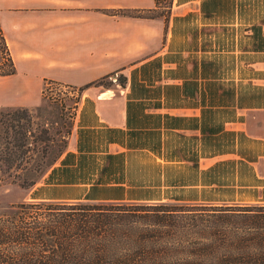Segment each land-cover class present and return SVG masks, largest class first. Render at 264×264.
Instances as JSON below:
<instances>
[{
  "label": "crops",
  "instance_id": "crops-1",
  "mask_svg": "<svg viewBox=\"0 0 264 264\" xmlns=\"http://www.w3.org/2000/svg\"><path fill=\"white\" fill-rule=\"evenodd\" d=\"M118 1L155 7V0ZM171 4L176 12L167 31L157 32L158 50L124 75V92L80 96L68 146L42 185L86 192L34 200L264 204V93L257 87H264V0ZM97 7H107L106 0L8 1L6 42L15 73L3 77L19 86L11 104L38 105L45 79L82 85L110 69V59L98 64L97 50L109 58L112 43L98 45L87 19ZM77 51L87 57L72 69ZM165 81L169 94L154 93ZM164 183L197 195L144 192ZM246 197L252 200L237 201Z\"/></svg>",
  "mask_w": 264,
  "mask_h": 264
},
{
  "label": "trees",
  "instance_id": "trees-1",
  "mask_svg": "<svg viewBox=\"0 0 264 264\" xmlns=\"http://www.w3.org/2000/svg\"><path fill=\"white\" fill-rule=\"evenodd\" d=\"M14 73L0 31V76ZM115 80L125 87L126 77ZM43 133L31 110H0V264H264L262 203L7 200V190H30L46 173L50 162L26 160Z\"/></svg>",
  "mask_w": 264,
  "mask_h": 264
},
{
  "label": "rangeland",
  "instance_id": "rangeland-1",
  "mask_svg": "<svg viewBox=\"0 0 264 264\" xmlns=\"http://www.w3.org/2000/svg\"><path fill=\"white\" fill-rule=\"evenodd\" d=\"M8 1L0 0V10L4 11V15L0 16V31L4 36L5 40L8 36ZM105 1V0H104ZM101 2V0H99ZM107 7L101 8L97 7L92 10L90 18L91 24H95L96 33L94 39H96L98 45L103 42H111V54L108 58L101 49L97 50V61L100 64L101 61L105 59H110L106 63L110 66L102 77H95L89 82L82 85H76L70 82L63 83L58 79H45L41 87V102L36 106H14L11 104L16 98L18 93V85L16 80L9 79L8 77L0 76V110L6 108H27L31 110L32 114V128L43 127L46 129V133L42 134V142L40 143V150L33 151L26 157L27 161L32 163L38 160L45 159V161L50 162L46 173L41 177L37 183L30 189L24 192L15 190H7V195L5 198L9 201H21L22 199L26 201H42L34 200L38 197H44L47 195H56L57 193H85L87 188L82 190H64L60 192L57 188L45 187L44 176L47 172L57 164L58 159L65 152L68 146L69 136L72 131L73 120L76 112L78 103L80 102V96L83 94H95L98 92H105L106 90L115 91L116 93L124 92L118 84V81H114L116 78L122 79L131 71L132 67H135L139 62L148 58L156 52L159 48L160 39L157 38V32L160 30L166 32L168 29V22L170 16L176 12L172 10V0H155V7L153 9H141V8H127L120 5L118 0H106ZM182 12L181 10L177 11ZM123 13H128L130 15L147 17L145 18H129L122 16ZM85 22H82V24ZM88 31L87 28L81 29V31ZM80 31V32H81ZM82 36V35H79ZM87 41L86 37H79L77 41V46H81ZM165 42V37H163L162 44ZM7 44V42H6ZM9 49V46L7 44ZM10 58L14 65L10 49ZM109 55V54H108ZM75 59L71 60L70 64H73L75 69L78 67L79 63L84 62L87 55L81 51H77L75 54ZM3 64L1 69L4 72L11 70V65L7 61V57H3ZM124 70V71H122ZM122 71V72H121ZM129 71V72H128ZM133 71V70H132ZM132 73V72H131ZM18 77V76H17ZM126 86V84H125ZM154 93H164L169 94L168 83L165 81L163 84L156 86ZM263 89L258 90L259 94L264 93V87L257 86ZM126 88V87H125ZM134 92H142L139 89ZM153 92V91H151ZM109 93V92H108ZM50 100V101H48ZM59 102H58V101ZM53 101V102H51ZM39 107V110H34V108ZM38 132V129L36 130ZM32 143V138H31ZM34 145V144H32ZM43 148L48 153L42 155ZM47 155L50 156L47 157ZM45 157V158H44ZM47 157V158H46ZM4 189H0V198L3 197ZM141 192V191H138ZM146 195L153 198L161 197L171 199L174 197H181L189 199L197 195V192H191V189H168L166 184H162V187L158 190H146L144 191ZM210 198L215 197L211 194ZM172 196V197H170ZM187 196V197H185ZM222 196V195H221ZM4 199V197H3ZM85 199V198H84ZM229 200L231 198H222ZM234 200V199H233ZM252 200V197L237 199L238 202ZM83 201V200H82ZM172 202V201H166ZM189 205L199 204V203H188ZM206 204V203H205ZM208 204V203H207ZM226 204H247V203H226ZM219 205V204H212Z\"/></svg>",
  "mask_w": 264,
  "mask_h": 264
},
{
  "label": "built area",
  "instance_id": "built-area-1",
  "mask_svg": "<svg viewBox=\"0 0 264 264\" xmlns=\"http://www.w3.org/2000/svg\"><path fill=\"white\" fill-rule=\"evenodd\" d=\"M114 81H116V80H114Z\"/></svg>",
  "mask_w": 264,
  "mask_h": 264
}]
</instances>
